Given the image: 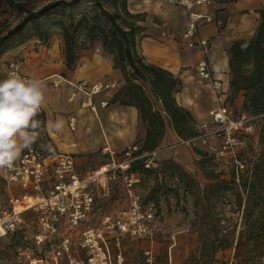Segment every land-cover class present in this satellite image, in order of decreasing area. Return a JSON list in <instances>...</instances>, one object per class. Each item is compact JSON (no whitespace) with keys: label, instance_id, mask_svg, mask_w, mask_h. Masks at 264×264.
I'll list each match as a JSON object with an SVG mask.
<instances>
[{"label":"rangeland","instance_id":"374dc122","mask_svg":"<svg viewBox=\"0 0 264 264\" xmlns=\"http://www.w3.org/2000/svg\"><path fill=\"white\" fill-rule=\"evenodd\" d=\"M51 1L55 0L12 1L13 12L7 15V20L0 27V36L9 30L11 25L17 24L27 11L37 10ZM61 1L63 2L60 5L50 9L49 17L44 20L42 27L49 34L46 40L36 36L28 37V34L32 32L29 24L21 33L13 36V43L29 42L28 46L31 50L40 51L42 49L55 58L54 61L64 58L69 78L73 81L82 77H88L93 82L115 80L119 89L125 83V77L120 69L114 67L113 55L106 52L100 46L99 41L91 45L87 44L85 48L79 50V58L74 67H68L65 59L62 21L68 20L66 15L70 11L75 14L76 18L81 15V12H93L97 0ZM114 1L116 0H102L109 9L113 10ZM215 2L212 3L214 7ZM127 6L131 12L140 13L139 17L144 18L137 20V23L161 34L160 40L167 44V48L175 44V46L187 50L197 49L188 45V41L180 34L185 29L187 16L184 6L177 0H128ZM130 20L136 19L130 18ZM142 33L138 34L137 39L145 35ZM79 40H81L80 37ZM9 50L2 52L0 49V80L6 78L4 64L7 63V58L4 59V54ZM18 54L16 51L8 56ZM29 57L31 56L29 55ZM51 62L52 60L49 58L45 60V63L39 64L47 65ZM108 63L113 65L112 74L111 77H104L103 70ZM30 64L31 60L27 65L28 68H30ZM187 68L190 70L184 74L182 89L176 94L177 100L180 103H187L193 109L196 120L205 119L208 114L204 107L208 103L212 105V95L206 86L197 81L195 63L182 67V72ZM30 75L43 80L46 84V103L43 110L46 114V122L43 123L41 118H37L42 122L43 127L35 145L44 147L45 150L54 148L73 151L77 155L82 172L97 168L110 161L109 154L104 151L107 144L116 150L119 156L123 149L130 144L143 145L144 137L141 136V132L147 128V124L141 119L134 106L124 105L119 101L111 102L109 107L99 110L98 118L89 107L82 106L76 100H68L71 83L63 80L62 83L57 84L52 77L47 78L50 75L46 74ZM55 78L58 77L55 76ZM232 107L235 112L240 110V107L235 103L232 104ZM57 120L63 121V127L58 131L49 127L50 122L54 123ZM72 120H76L74 128L71 126ZM178 136L177 140L171 142L169 146L174 147V155L177 158L173 159L181 164L194 179L189 181L188 189H185L181 179L176 175H171L170 170L164 173L161 168L142 173L136 184L143 200L151 202L157 208L158 225L161 227L158 235V261L160 264H168L166 251L171 242V235L175 234L177 243L174 247L173 260L176 264H211L213 259L212 236L217 231L222 242L214 256H217L222 264H252V262H245L240 257H236V248L235 251L233 250L236 247L243 221L242 211L234 210L236 207L234 189L228 187L224 192L214 191L212 193V186L208 187V184L212 183L213 176L221 177L215 169V161L205 155L201 147L189 144L186 138ZM161 147L162 143L157 150H160ZM263 147L264 116L258 115L254 118V132L247 135V147L244 153L251 166L255 164ZM155 156L161 165L167 161L158 158L157 154ZM157 180L163 181L165 185L151 194V189ZM10 192L19 197L24 194L23 190L15 184L8 187L0 167V202L5 203ZM97 193V206H101L102 212L119 211L126 207V191L121 178L107 180L106 186L99 189ZM26 201L27 198H24V202ZM16 206H19V201ZM99 213L97 211L95 214L96 219L99 217ZM28 214L34 215L33 210H30ZM218 223L220 226L214 231V227ZM96 224L98 223L96 222ZM8 240L9 237H5L2 244L4 249L0 247V258H3L1 264H11L13 258V244ZM130 240L132 241L133 238L125 237L126 247L127 244H130ZM132 244L126 250L128 264H144V255L141 249ZM247 249L245 247L243 251L246 253Z\"/></svg>","mask_w":264,"mask_h":264},{"label":"built area","instance_id":"2783aa9c","mask_svg":"<svg viewBox=\"0 0 264 264\" xmlns=\"http://www.w3.org/2000/svg\"><path fill=\"white\" fill-rule=\"evenodd\" d=\"M177 1L184 6L189 17L182 37L201 53L195 63V73L201 82L207 83L217 102L209 109L208 118L197 122V133L186 141L201 147L218 168L235 167L236 180L239 181L240 172L248 164L241 152L247 147V135L254 132V117L245 110L234 113L226 100L223 81L216 76L209 61V41L201 35L204 24H223V19L217 17V9L212 11L206 6L226 0ZM28 58V54L9 58L5 77L15 71L24 78H33L24 71ZM117 90L115 80L93 82L81 78L71 81L69 98L89 107L99 118V110L110 105ZM43 110L44 106L40 112ZM75 121H71L72 128L76 126ZM139 149L138 144H130L119 156L116 150L106 145L104 151L109 154L110 161L82 172L73 152L54 148L45 150L33 144L24 149L10 167H1L8 187L15 184L24 193L19 197L10 192L6 202H0V247L4 249V238L9 237L8 242L13 244L11 264H127L125 237L157 240L156 209L153 204L144 202L136 186L141 175L129 167L141 158L146 167L160 168L155 158L158 150L138 153ZM119 178L124 181L126 207L102 212L101 206H97V192L106 186L107 180ZM26 196L33 197L34 202L24 209H17L18 201ZM30 210L34 215L28 214ZM97 211L100 213L96 219ZM172 239L168 261L176 264L171 250L176 240L173 235ZM143 255L144 264H160L152 247L144 248ZM2 260L0 258V264ZM212 264L222 262L217 258Z\"/></svg>","mask_w":264,"mask_h":264},{"label":"trees","instance_id":"16d2710c","mask_svg":"<svg viewBox=\"0 0 264 264\" xmlns=\"http://www.w3.org/2000/svg\"><path fill=\"white\" fill-rule=\"evenodd\" d=\"M62 2L61 0L51 1L37 10L27 11L17 24L0 36L1 51L20 45L21 42L13 43L12 38L29 24L32 32L28 34V37L36 36L46 40L49 34L42 27L44 20L49 17L50 9ZM114 2V10L109 9L102 0H97L93 12H81L77 18L72 11L66 15L68 20L62 21V35L68 67L75 66L80 49L96 41L101 43L106 52L113 55L114 67L120 69L125 77V83L112 95L110 103L119 101L121 104L136 107L139 116L147 124L144 142L138 153L158 149L168 124L183 139L195 135L198 120L187 106L178 102L176 97L183 86L182 78L171 70L146 60L138 49L137 39L138 34L146 29L144 25L137 23V20L144 18L139 17L140 13L136 14L129 10L128 0ZM258 11L260 18L255 33L235 39L228 48L230 90L229 92L225 90L226 100L232 109L236 92L244 90L243 108L234 113L238 114L245 110L254 118L258 115L264 116V4ZM130 18L136 20H130ZM37 118H41L45 123V112H40ZM245 150L241 152L244 158ZM204 153L207 155L205 151ZM166 160L164 165H161L159 161L162 171L165 173L170 170L171 175L181 179L185 189H188L189 181L194 180L191 174L175 159ZM246 161L247 167L240 172L239 181L236 180L235 167L218 168L214 163L221 177L213 176L212 183H209L208 187L212 186V193L224 192L228 187L234 189L236 206L234 210L242 211L243 216L235 247L236 257L252 264H264V147L253 166L247 158ZM154 169L146 167L141 158L133 161L129 167V170L138 172L140 175ZM163 185H165L163 181L157 180L151 189V194L163 188ZM155 209L157 214V208ZM218 226H220L219 223L215 225L214 231ZM172 242L171 236L170 243ZM221 242L216 231L212 236V263L218 258L214 255ZM245 247L248 248L246 253L243 251Z\"/></svg>","mask_w":264,"mask_h":264},{"label":"crops","instance_id":"0c3cea01","mask_svg":"<svg viewBox=\"0 0 264 264\" xmlns=\"http://www.w3.org/2000/svg\"><path fill=\"white\" fill-rule=\"evenodd\" d=\"M12 1H19V0H0V22H1L0 27L3 26L5 20H7L8 18L7 15L13 12L11 6ZM263 4H264V0H227V1L215 2V7L212 6V4L210 6H206L207 9L212 11L214 9H217V17L223 19V24L221 26L218 25L216 22H208L204 24L201 28V35L207 38L209 41V52H208L209 61L214 69L216 76L222 79L223 88L227 92H229L230 90V67H229L228 48L231 46L232 42L235 39L248 37L255 33L260 18V12L258 11V9L262 7ZM185 12L187 16L185 23V27H186L189 17L186 9ZM12 26L14 25H11L10 28ZM182 31L180 32L181 35H182ZM144 32L145 35L140 37V39H138V49L145 56L146 60L171 70L176 75H179L182 78V81H184V74L190 69L187 68L186 70H184V72H182V67L196 63L197 60L201 57V53L199 52V50L196 48H194L196 50H187L186 48L183 49L181 47H177L175 46V44H173L172 47L167 48V44L164 41L160 40L161 34L156 33L151 28H147L146 30H144ZM28 44L29 42L11 48L8 52L4 54V59L7 58L8 60L9 58L13 57V56L9 57L8 55L16 51L20 55L28 54L31 57L33 56V58L31 57L28 58V62L24 67V71L26 73L32 74L33 76H40L42 74L50 75L47 78L52 77L54 82L57 84L62 83L63 80L69 83L73 81L72 79L69 78V72L64 64V58H61L59 61H54L55 58L50 56L47 52L42 51V49L40 51L35 49L31 50ZM27 46L28 48H26ZM49 58L52 60L51 63L47 65L39 64L41 62L45 63V60H48ZM30 60H31V64H30V68H28L27 65L30 63ZM38 66H40V68H38ZM4 68L6 70V63L4 64ZM112 69H113L112 63L110 64L108 63V65H106V67L103 70L104 77H111ZM55 76L58 78H55ZM82 78H88V77H82ZM197 81L202 85L206 86L212 95V105L208 103L204 107V110L207 111L208 114L209 109H211L217 104V102L215 103L216 98L213 91H211V89L208 87L207 83L201 82L198 79V77H197ZM70 93L71 90L68 93V100L72 101L69 98ZM244 99H245L244 90H239L236 92L234 96V103L237 104L238 107L243 108ZM180 104L188 106V108L193 112V114H195L193 109H191V107L187 103H180ZM135 110L138 113L137 108ZM200 120L202 119H198V121ZM146 130L147 128H145L141 132L142 137H145ZM177 136H178L177 132L168 124V126L166 127L165 135L162 139V147L156 153L158 158L160 159L177 158L174 155V151H173L174 147L169 146L171 142L177 140ZM176 143H178V141H176ZM76 159H77V155H76ZM77 162H78V167L81 170V166L78 159ZM156 228H157V240L149 241L145 239L142 240L133 239L132 241L130 240V244H127L128 245L127 247L129 248V246L133 243L132 245L138 246L141 249L142 253L144 248L152 247L158 255L159 254L158 235L161 228L158 225V222ZM172 235L176 239L175 243H177L176 235L175 234ZM124 247L126 253V250H128L126 244H124ZM174 247L175 246L173 245L171 249L173 259H174ZM166 252L168 253V251Z\"/></svg>","mask_w":264,"mask_h":264},{"label":"clouds","instance_id":"9594fccd","mask_svg":"<svg viewBox=\"0 0 264 264\" xmlns=\"http://www.w3.org/2000/svg\"><path fill=\"white\" fill-rule=\"evenodd\" d=\"M46 84L12 71L0 80V167H10L20 153L38 139L42 122L38 114L46 103ZM49 127L60 130L63 121Z\"/></svg>","mask_w":264,"mask_h":264},{"label":"bare ground","instance_id":"6f19581e","mask_svg":"<svg viewBox=\"0 0 264 264\" xmlns=\"http://www.w3.org/2000/svg\"><path fill=\"white\" fill-rule=\"evenodd\" d=\"M24 198H27V201L24 202ZM22 198L21 200H19V206H16L17 209H24L25 207L29 206L30 204H32L34 202V198L31 196H26Z\"/></svg>","mask_w":264,"mask_h":264}]
</instances>
